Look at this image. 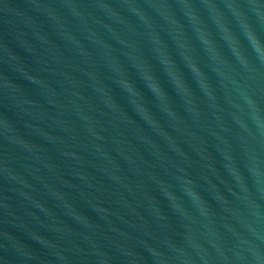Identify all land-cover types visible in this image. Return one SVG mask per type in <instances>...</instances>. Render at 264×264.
<instances>
[{
	"label": "water",
	"instance_id": "obj_1",
	"mask_svg": "<svg viewBox=\"0 0 264 264\" xmlns=\"http://www.w3.org/2000/svg\"><path fill=\"white\" fill-rule=\"evenodd\" d=\"M0 264H264V0H0Z\"/></svg>",
	"mask_w": 264,
	"mask_h": 264
}]
</instances>
